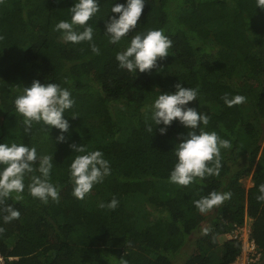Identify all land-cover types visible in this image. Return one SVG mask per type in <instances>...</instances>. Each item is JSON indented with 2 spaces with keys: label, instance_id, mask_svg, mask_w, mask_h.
<instances>
[{
  "label": "trees",
  "instance_id": "obj_1",
  "mask_svg": "<svg viewBox=\"0 0 264 264\" xmlns=\"http://www.w3.org/2000/svg\"><path fill=\"white\" fill-rule=\"evenodd\" d=\"M73 2L0 0V142L52 155L48 179L59 188L56 201L32 197L27 185L39 175L34 164L22 199L13 193L0 204L20 213L8 223L0 219L3 264H90L94 254L106 264L121 258L127 264H232L241 242L219 237L232 235L245 218L251 220L248 240L259 253L249 264H264V202L255 198L264 183V156H258L264 148V9L255 0H145L133 31L162 29L172 46L155 68L134 74L115 60L126 46L122 39L134 33L116 44L104 34L105 21L118 15L110 11L114 0H98L99 11L87 22L99 54L86 41H63L54 25L70 18ZM33 80L58 83L74 99L64 114L69 128L62 142L55 126L33 122L24 132L13 99ZM176 83L198 89L188 106L209 115L205 130L231 141V148L220 150L219 174L188 186L168 180L172 148L188 129L173 120L164 135L160 126L146 130L152 101L160 91H175ZM225 93L246 99L228 107ZM72 144L98 149L110 163V175L83 199L72 195ZM249 173L245 189L240 179ZM212 190L232 195L200 213L193 201ZM113 196L119 201L114 210L98 206Z\"/></svg>",
  "mask_w": 264,
  "mask_h": 264
},
{
  "label": "clouds",
  "instance_id": "obj_2",
  "mask_svg": "<svg viewBox=\"0 0 264 264\" xmlns=\"http://www.w3.org/2000/svg\"><path fill=\"white\" fill-rule=\"evenodd\" d=\"M256 8L264 9V0H255ZM145 5V0H124L119 3L114 0L110 16L104 25V34L109 43L116 44L122 38L134 33L127 40L126 46L117 51L115 60L118 67L129 73L149 71L157 66L158 59L169 55L172 40L163 33L162 29H137V23ZM98 0H74L68 8L70 18L60 20L54 25V30L61 33L63 41L77 44L88 42L91 51L99 54V48L93 41L94 29L87 22L99 11ZM80 26L82 30H78ZM175 91L162 92L156 96L149 106L151 123L146 130L153 132L155 126H160L161 135L166 134L167 128L173 120L178 121L188 129L186 134H179L178 142L172 148L175 162L169 171L170 183L188 186L195 179L218 175L220 171V150L231 148V141L223 139L215 131L205 130L209 122V115L198 108L188 106V103L197 100L198 89L183 87L180 83L174 85ZM224 104L231 107L245 101L242 95L225 93L222 97ZM74 104L68 88L61 87L55 82L33 80L29 86L23 87L22 93L15 96L13 105L15 111L23 117L24 132L28 133L33 122L60 130L58 141H63V133L68 131L69 122L65 118L66 110ZM75 117V115H72ZM162 125V126H161ZM73 156L68 165L69 179L72 183V195L83 199L95 184L101 183L110 175V163L104 158L100 150H86L84 145L72 144ZM39 175H32L27 185L30 195L42 202L49 199L56 201L59 197V188L48 179L53 164L52 155H38L34 146L24 143L0 142V204L4 199L16 195L14 199H22L25 189L24 177L33 172V165ZM257 202H264V183L257 186ZM230 191L212 190L207 195L193 201L194 207L200 213H206L218 207L225 200L231 198ZM119 201L113 196L107 203L101 201L100 208L114 210ZM0 219L8 223L19 218V210L11 204L0 208ZM0 227V232H3ZM120 264H127L121 258Z\"/></svg>",
  "mask_w": 264,
  "mask_h": 264
},
{
  "label": "rangeland",
  "instance_id": "obj_3",
  "mask_svg": "<svg viewBox=\"0 0 264 264\" xmlns=\"http://www.w3.org/2000/svg\"><path fill=\"white\" fill-rule=\"evenodd\" d=\"M123 41H124V43H126L127 42V40L126 39H122ZM39 141H42V139L41 140H39ZM47 141H48V143L49 144H52V143H54V139H47ZM46 141V142H47ZM176 141H178V140H176ZM43 142V141H42ZM45 142V143H46ZM263 143H264V141H263ZM262 143V144H263ZM55 144V143H54ZM40 146V145H39ZM54 148H58V144L56 145H54ZM258 156H264V148H262V149H260L259 150V152H258ZM107 177V176H106ZM105 177V178H106ZM104 178V179H105ZM103 179V180H104ZM240 183H241V185H243V187L245 188V189H248L249 187H250V173L247 175V176H244V177H242L241 179H240ZM165 188V187H164ZM168 188V186L166 187V189ZM156 189H158V191H160L161 189H163L162 188V186H156ZM138 204V203H137ZM136 204V206H138ZM147 203L145 202V205H146ZM142 205V204H141ZM142 207V206H141ZM147 207H148V204H147ZM250 222H251V220L249 219V218H245L244 219V223H243V225L240 227L241 228V251H240V253H239V255L236 257V260L234 261V262H232V264H248L247 263V261H248V259L247 258H249L250 256H249V254H250V252H251V250H250V248H248L247 247V245H246V243L244 242V240H245V234L247 233V231L249 230V225H250ZM229 238V235H223V236H220L219 237V242H221V241H223V240H225V239H228ZM250 260V259H249ZM90 264H106V262H105V259L101 256V255H99V254H94V256H92V259H91V263Z\"/></svg>",
  "mask_w": 264,
  "mask_h": 264
},
{
  "label": "built area",
  "instance_id": "obj_4",
  "mask_svg": "<svg viewBox=\"0 0 264 264\" xmlns=\"http://www.w3.org/2000/svg\"><path fill=\"white\" fill-rule=\"evenodd\" d=\"M248 233H249V230L245 234V240H244V242L246 243L247 247L250 248V250H251V252L249 254L250 257L247 258L248 259L247 263L249 264V262H253L254 260L258 259L259 253L258 252H255L254 244H252L251 242H249V240H248ZM240 236H241V228H237L236 230L232 231V235L230 233L229 238H236V239L240 240V242H241V237ZM0 264H3V258H2L1 255H0Z\"/></svg>",
  "mask_w": 264,
  "mask_h": 264
}]
</instances>
